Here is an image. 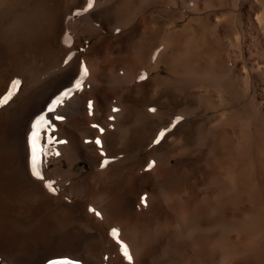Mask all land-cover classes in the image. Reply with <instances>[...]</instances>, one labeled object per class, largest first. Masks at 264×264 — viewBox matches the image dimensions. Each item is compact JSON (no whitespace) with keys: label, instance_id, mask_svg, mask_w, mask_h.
<instances>
[{"label":"bare ground","instance_id":"1","mask_svg":"<svg viewBox=\"0 0 264 264\" xmlns=\"http://www.w3.org/2000/svg\"><path fill=\"white\" fill-rule=\"evenodd\" d=\"M88 4L0 0V221L36 210L87 238L74 256L39 259L0 238V264H264V0ZM177 8L194 19L177 27ZM49 107L38 179L31 123ZM199 155L210 175L175 174L172 162Z\"/></svg>","mask_w":264,"mask_h":264},{"label":"rangeland","instance_id":"2","mask_svg":"<svg viewBox=\"0 0 264 264\" xmlns=\"http://www.w3.org/2000/svg\"><path fill=\"white\" fill-rule=\"evenodd\" d=\"M177 9H178L176 11L177 12L176 13V18L178 17V19H177L178 20L177 27L180 28V27H182V25L184 23H187V21L191 22V20L194 19V17L192 19V16H189V13H187L186 10H183V9L180 10V8H177ZM181 12H182V14L184 16L182 14H180ZM180 15H182L183 18ZM179 16H180V19H179ZM193 28L194 29L196 28L195 25H193ZM97 38L98 37L93 36L92 38L89 39V41H87L88 43L86 42L83 46L78 48L77 51L81 52L84 48H87L89 45L94 43L97 40ZM62 94H65L67 96L71 95L72 94L71 88L68 87L66 90H64L62 92ZM67 96H66V99L68 98ZM57 104H59V102ZM57 104H55V107H56ZM179 106H181V105H179V104L175 105L176 108L179 107ZM55 107L47 108L49 110H46L44 112L45 114L40 115L39 117H37V119L34 120V122L31 123V125L33 124L32 128L34 127L33 128V136H34V133H35V136L33 137V139H34V143H36V145L40 143L39 142L40 141L39 138L41 137L42 133H44L46 130H48V129H45V127L46 126L48 127L47 123L49 122V118L51 116H53L54 112H56V108ZM46 117H49L48 120L46 119ZM201 119L202 118H200V120H199V118H198L199 121L197 120L196 124H193V126L194 125L196 126L199 123H201L202 122ZM210 122L208 121V123H210ZM43 126H44V128H43ZM36 128H37V130H36ZM36 131H38V132L36 133ZM16 134L17 133L12 135V138H13V136H15L13 138V143L16 142L15 143V147L21 149L22 151H24L25 150V147H24L25 144L17 142V139L19 137L17 136L18 134L17 135ZM183 134H185V133L184 132H179L176 137L180 138V137L183 136ZM50 136H51L52 139H54V136L52 134ZM190 139L191 138H189V139H187L185 141L188 144H190ZM11 140L10 141L5 140L4 141L5 144H2V146L5 147L6 145L11 144V142H12ZM191 141H192L191 145H193L194 139L192 138ZM49 144H50V146L54 147V144L52 142L49 143ZM9 147H11V146H9ZM160 150L165 151L168 154H172V153L175 152L176 149H172L170 147V145H164V146H162L160 148ZM260 154H262V153H260ZM260 157L261 158L263 157L262 159H264V153H263V155H260ZM202 158H204V157L199 155V156H196V157H192V159H189V160H180V161L172 162L174 164V167H175L174 168L175 174L176 175H186L184 173L185 170H189L190 175H194L196 177H198V175H210L209 169L205 166L204 163H202L203 162ZM227 158L225 157L224 164L228 163L230 165L229 159H227ZM245 165L241 166L240 168H237L238 175L239 174L242 175V176L244 175L243 177H245V175H247L249 173L248 171H249L250 168H246L245 169V167H248V165L250 167L251 164L247 163ZM47 166H48L47 169H51L53 167V165L51 163H50V165L48 164ZM224 166H225L224 168H227V164H225ZM75 167H76V171L77 172L87 173V172L92 171L91 165L85 160L77 161L75 163ZM235 168H236V166H235ZM185 184H188V182L186 181ZM244 189L246 190V188H244ZM39 213L40 212L36 211V210L35 211H31V212H27V213L24 212L23 214L18 215L16 217V219H15L16 221L12 222V223L9 220H7L8 221L7 223H4V222L0 221V238L1 239L3 238L2 242L5 243V245L1 244V248L4 249V250L13 249L14 251L11 250V253L13 252L14 256L15 257L18 256V258H20V257H22V258L25 257L26 258L27 256L29 257L30 255H33L37 259L41 258V256L42 257L46 256L47 254L48 255H56V254L68 255V253H69V255L73 254V256H74V255H76V253L78 252L79 249H84V245L87 242L86 241L87 238H85V231L86 230L78 229V230H71V232H70L69 230H66V229L64 230L63 228H58L57 229V227H56V230H54L53 228L48 226V224H47L48 222L47 221L42 220L41 214H39ZM78 215L80 216L79 213H78ZM60 233H63V235L62 234L60 235ZM72 233H74V234H72ZM68 234H71L70 236H73L77 240V242L73 243L74 242L73 240H71V241L67 240V239L63 240L62 237L66 238V235H68ZM58 235H59V237H58ZM60 236H62V237H60ZM58 239H60V240H58ZM59 243H60V245H58ZM78 246L81 247V248H79ZM77 248H78V250H77ZM27 253H28V255H27Z\"/></svg>","mask_w":264,"mask_h":264},{"label":"snow or ice","instance_id":"3","mask_svg":"<svg viewBox=\"0 0 264 264\" xmlns=\"http://www.w3.org/2000/svg\"><path fill=\"white\" fill-rule=\"evenodd\" d=\"M93 4H94V0H89L88 7L91 8V7L93 6ZM86 75H87V70H86V69H83V70H82V76H86ZM141 79H144V77L142 76ZM18 85H19V81H15V82L13 83L12 91H10V93H9V97H10L11 95L14 94V91H15V89L18 87ZM0 103H3V101H0ZM115 110H116V109H114V111H115ZM150 111H155V109H150ZM34 135H35V133H34ZM163 136H164V133L161 132V133H160V137H163ZM159 142H160L159 139H157V140L155 141V143H159ZM99 143H100V142L97 141V144H99ZM153 166H154V163H150V164L148 165V168L151 169ZM32 172H33V175H34L36 178H38V179H43V176H42V175L40 174V172L38 171V169H37V167H36V163H35V143H34V141H33V167H32ZM53 183H54V182H49V183H47V184H46V187L49 189V191L55 193L56 189L53 187ZM142 203H145V205H146V199H143V198H142ZM89 210L92 211V212H94V214L97 215L98 217L101 216V213L98 212V211H96L95 209H91V208H90ZM111 235L113 236L114 239H116L117 243H121V249H122L123 255H124L129 261H131V255L129 254V251H128V249H127V246L124 245V244H122V242L119 240L118 230H117V229H113L112 232H111Z\"/></svg>","mask_w":264,"mask_h":264}]
</instances>
